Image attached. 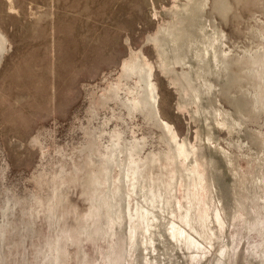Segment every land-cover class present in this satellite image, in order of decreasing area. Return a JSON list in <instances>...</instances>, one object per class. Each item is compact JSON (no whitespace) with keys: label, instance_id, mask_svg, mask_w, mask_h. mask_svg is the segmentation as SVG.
Here are the masks:
<instances>
[{"label":"rangeland","instance_id":"1","mask_svg":"<svg viewBox=\"0 0 264 264\" xmlns=\"http://www.w3.org/2000/svg\"><path fill=\"white\" fill-rule=\"evenodd\" d=\"M230 1L225 19L213 12L226 33V44L236 52L243 47L256 49L261 41L258 33H264V1ZM12 2L13 9L8 0H0V29L7 37V47L0 55V235L12 226L6 241L0 244V264H105L106 258L100 260L103 253L112 256L123 248L122 259L127 260V245L119 227L111 236H102L98 231L86 236L85 218L94 210L95 201L80 166L83 159L93 156L85 126L98 123L97 119L88 120L90 93H100L118 77L131 49H141L155 65L160 114L180 137L199 144L200 161L207 167V176H212L206 164L208 149L199 143V122L179 106V92L170 82L172 73L159 66L157 50L150 39L169 19L166 9L174 0ZM212 3L207 0V11H213ZM176 70L180 67L176 66ZM255 82L257 88L263 84L262 80ZM253 85L243 79L242 84L232 87V94L217 96L215 104L241 123L232 133L220 125L215 128V141L232 157L233 169L228 164L226 174L218 180L211 179L217 186H231L229 191H218L224 210L229 214L239 210L248 217L253 201L245 187L247 180L264 172L260 159L264 155V111H253L243 93ZM100 112L103 116V108ZM133 119L138 122L139 135L145 136L143 154L165 148L159 125L146 121L141 113ZM165 170L156 165L148 169L146 178L154 177L160 183L167 178ZM229 196L240 199L243 205L233 206ZM48 200L49 216L45 210ZM230 231L238 237L233 242L238 256L228 264H264L249 252L250 238L256 236L253 229L245 232L240 224L235 228L230 224ZM56 234L65 253L54 263L46 245L55 241Z\"/></svg>","mask_w":264,"mask_h":264},{"label":"bare ground","instance_id":"2","mask_svg":"<svg viewBox=\"0 0 264 264\" xmlns=\"http://www.w3.org/2000/svg\"><path fill=\"white\" fill-rule=\"evenodd\" d=\"M8 1L13 9L12 0ZM206 5L207 0H174L166 9L169 19L150 39L156 47L159 66L172 73L170 82L179 92V106L199 122V143L208 149L206 164L212 176H207V167L200 161L199 144L180 137L172 123L160 114L155 65L141 49L130 50L121 64V73L100 93L94 90L90 93L88 120L97 119L98 123L85 126L93 156L83 159L80 167L91 186L89 191H93L90 197L95 201L96 211L92 210L85 218L84 232L88 237L97 231L102 236H111L119 227L127 245V260L122 259L123 248L112 256L109 252L100 255V260L106 258L105 264H228L238 256L233 244L238 237L229 233L230 224L234 228L240 224L245 232L254 230L256 238H250L249 252L264 262V172L247 180L245 186L253 201L250 217L239 210L226 212L218 191H229L231 186L225 184L224 188L211 181L226 174L228 164L233 169L232 157L215 141V128L220 125L232 133L241 123L215 104L218 94H232V87L242 84L243 79L252 85L262 80V86L257 88L259 82H255L256 86L245 88L243 93L253 111H264V33L260 31L261 25L258 30L261 41L256 49L243 47L236 52L232 45L226 44V33L213 15L217 12L225 19L231 1L213 0L210 7L213 11H207ZM6 47L7 37L0 29V55ZM237 109L240 111V107ZM138 113L161 127L164 149H151L143 154L145 136L139 135L138 122L133 119ZM260 159L264 168V155ZM156 165L167 170V178L161 184L154 177L146 178L148 169ZM234 173L232 170L231 174ZM229 198L233 206L243 205L240 199ZM46 205L49 216L50 200ZM57 234L55 241L46 245L54 263L65 253ZM208 252L210 256L206 257ZM246 260L252 262L248 257Z\"/></svg>","mask_w":264,"mask_h":264},{"label":"clouds","instance_id":"3","mask_svg":"<svg viewBox=\"0 0 264 264\" xmlns=\"http://www.w3.org/2000/svg\"><path fill=\"white\" fill-rule=\"evenodd\" d=\"M10 229H12L11 225L7 229L4 230V233L2 235H0V244H3L6 241V238H7V235ZM0 255H3L2 248H0Z\"/></svg>","mask_w":264,"mask_h":264}]
</instances>
